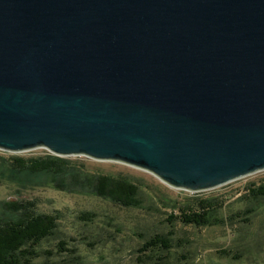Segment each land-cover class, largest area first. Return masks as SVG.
Instances as JSON below:
<instances>
[{
    "label": "water",
    "instance_id": "1",
    "mask_svg": "<svg viewBox=\"0 0 264 264\" xmlns=\"http://www.w3.org/2000/svg\"><path fill=\"white\" fill-rule=\"evenodd\" d=\"M213 189L264 170V0H0V149Z\"/></svg>",
    "mask_w": 264,
    "mask_h": 264
},
{
    "label": "rangeland",
    "instance_id": "2",
    "mask_svg": "<svg viewBox=\"0 0 264 264\" xmlns=\"http://www.w3.org/2000/svg\"><path fill=\"white\" fill-rule=\"evenodd\" d=\"M6 153L30 158L53 154L46 148L15 153L0 149V154ZM62 157L69 162L58 177L41 174L25 187L0 181L1 216L6 201L22 198L36 200L39 212L60 216L54 235L42 241L35 264H264V197L253 200L248 188L264 182V170L191 192L121 161ZM102 174L138 184L140 204L123 206L98 195L91 181ZM222 193L232 194L220 212L221 224L185 225L172 216H178L180 205L195 196ZM156 235L165 241L148 245Z\"/></svg>",
    "mask_w": 264,
    "mask_h": 264
},
{
    "label": "trees",
    "instance_id": "3",
    "mask_svg": "<svg viewBox=\"0 0 264 264\" xmlns=\"http://www.w3.org/2000/svg\"><path fill=\"white\" fill-rule=\"evenodd\" d=\"M68 162V158L48 153L35 158L21 154H0V181L10 180L25 187L26 182H31L33 177L41 174L58 177L66 169ZM55 182L58 187H63L58 180ZM91 182L102 197H109L123 206L140 204L138 184L126 178L102 174ZM248 188L253 200L264 197V182ZM231 194L195 196L180 205L178 216H172L185 225L221 224L223 219L219 215ZM5 205L6 213L0 215V264H35V258L40 256L42 241L54 235L58 227L59 214L39 212L36 200L24 198L6 201ZM253 210L247 209L248 212ZM158 241L164 242V236L156 235L147 244L154 246ZM164 245L168 247L166 242Z\"/></svg>",
    "mask_w": 264,
    "mask_h": 264
}]
</instances>
